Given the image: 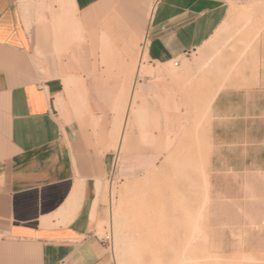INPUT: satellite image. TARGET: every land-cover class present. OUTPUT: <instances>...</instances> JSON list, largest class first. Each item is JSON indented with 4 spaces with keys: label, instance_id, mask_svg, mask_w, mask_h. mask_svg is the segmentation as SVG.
I'll use <instances>...</instances> for the list:
<instances>
[{
    "label": "rangeland",
    "instance_id": "obj_1",
    "mask_svg": "<svg viewBox=\"0 0 264 264\" xmlns=\"http://www.w3.org/2000/svg\"><path fill=\"white\" fill-rule=\"evenodd\" d=\"M229 5L181 67L123 63L89 34L115 112L94 123L97 139L110 142L95 147L115 155L96 180L102 208H93L91 230L114 264H264V0ZM51 29L44 43L52 49H35L44 79L49 59L70 72L60 63L71 41L59 23ZM111 78L120 85L113 96ZM76 85L65 92L81 118L89 103Z\"/></svg>",
    "mask_w": 264,
    "mask_h": 264
},
{
    "label": "crops",
    "instance_id": "obj_2",
    "mask_svg": "<svg viewBox=\"0 0 264 264\" xmlns=\"http://www.w3.org/2000/svg\"><path fill=\"white\" fill-rule=\"evenodd\" d=\"M229 8V0H0V264H114L91 230L92 210L102 208L96 180L115 155L95 147L110 142L97 139L94 123L115 112L89 34L123 63L181 67ZM53 22L71 41L60 63L70 72L61 75L49 59L44 79L35 49H52L44 39ZM72 78L87 92L89 113L81 118L65 92ZM111 79L113 96L120 85Z\"/></svg>",
    "mask_w": 264,
    "mask_h": 264
},
{
    "label": "bare ground",
    "instance_id": "obj_3",
    "mask_svg": "<svg viewBox=\"0 0 264 264\" xmlns=\"http://www.w3.org/2000/svg\"><path fill=\"white\" fill-rule=\"evenodd\" d=\"M61 2H62V1H61ZM224 25H225V24H224ZM147 71H148V70H147ZM72 79H74V78H72ZM73 81H76V80L74 79ZM75 85H76V83H75ZM123 85H125V84H123ZM127 85H128V84H127ZM127 85H126V86H127ZM73 86H74V85H73ZM76 86H77V85H76ZM128 86H129V85H128ZM74 87H75V86H74ZM124 87H125V86H124ZM69 88H70V87H69ZM122 88H123V87H122ZM128 88H129V87H128ZM134 88H135V87H134ZM68 90H70V89H68ZM122 94H123V93H122ZM123 97H125V96H123ZM121 98H122V97H121ZM133 98H134V97H133ZM133 98H132V99H133ZM122 99H123V98H122ZM120 101H121V99H120ZM121 105H122V104H121ZM115 111H116V110H115ZM124 111H125V110H124ZM123 113H124V112H123ZM120 135H121V134H120ZM138 225H139V224H138ZM138 225H137V226H138ZM140 226H141V225H140ZM140 226H139V227H140ZM143 231H144V230H143ZM137 232H138V231H137ZM131 233H134L133 230L131 231ZM135 233H136V232H135ZM143 234H144V233H143ZM139 235H140V234H139ZM139 239H141V238H139ZM138 242H140V241H138ZM137 245H138V244H137ZM138 246H139V245H138ZM142 246H143V245H142ZM139 247H141V244H140Z\"/></svg>",
    "mask_w": 264,
    "mask_h": 264
},
{
    "label": "built area",
    "instance_id": "obj_4",
    "mask_svg": "<svg viewBox=\"0 0 264 264\" xmlns=\"http://www.w3.org/2000/svg\"><path fill=\"white\" fill-rule=\"evenodd\" d=\"M179 64V62H175V65H178Z\"/></svg>",
    "mask_w": 264,
    "mask_h": 264
}]
</instances>
